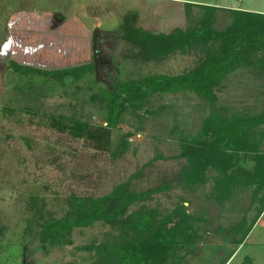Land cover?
Here are the masks:
<instances>
[{
	"label": "rangeland",
	"instance_id": "1",
	"mask_svg": "<svg viewBox=\"0 0 264 264\" xmlns=\"http://www.w3.org/2000/svg\"><path fill=\"white\" fill-rule=\"evenodd\" d=\"M129 16L139 43L122 36ZM254 33L264 37V0H0V264H101L104 243L121 264L154 263L156 245L105 220L42 239L44 219H62L75 196L127 183L163 189L130 212L192 223L180 264H264V50L244 64L223 56L233 70L216 101L189 76ZM130 82L142 108L115 98ZM88 128L108 129L102 147ZM241 222L255 226L238 244L230 229Z\"/></svg>",
	"mask_w": 264,
	"mask_h": 264
},
{
	"label": "trees",
	"instance_id": "2",
	"mask_svg": "<svg viewBox=\"0 0 264 264\" xmlns=\"http://www.w3.org/2000/svg\"><path fill=\"white\" fill-rule=\"evenodd\" d=\"M125 21V24L121 27L123 38L131 43H139L141 41V34L145 33L144 30L136 29L130 23V16L126 17ZM177 33L183 34V31L178 29ZM261 50H264V37L257 33L249 36L248 39H235L233 47L230 48L228 53L225 52L224 54L219 50L217 53L212 54L201 62L200 65L189 75L190 81L194 83V86L201 88L208 99L216 101L218 99L215 93L216 89L223 85V81L233 70V65H231V63L226 61L223 62V56L227 55L236 57V61L238 60L244 64L249 57L254 56ZM243 60L245 62H243ZM74 69L75 68L63 69L60 72L61 78L73 74ZM189 84L191 85L190 82ZM141 87L142 85L139 82L127 83L123 86V91L119 94L120 96H115V98L117 97L122 103L132 105L134 109L142 108L146 94L143 93ZM161 88L164 90V81L162 82ZM67 126L68 125H62L61 127L65 129ZM80 128L81 126H79V124L75 125L76 132H78ZM231 129L235 130L236 133L239 131L237 127H232ZM81 131H83V129ZM98 131L93 133L90 130L88 135L97 147H102L109 131L108 129H99ZM186 175H188L186 178L191 176V174ZM262 178L264 179L263 176ZM162 190V188H158L147 192L136 193L132 189L131 183H127L126 185L117 187L112 193L103 197L94 199L91 196H75L71 200L70 210L62 219L55 217L47 220L44 219V222L42 223V239L45 242L50 240L53 243H59L64 240L73 226L92 225L97 220H105L112 225L114 229L120 230V237L122 238H128L127 236L129 235L128 233L130 230L137 231L136 233L139 232V236L150 241L151 245H156V259L153 258L155 261L152 264H168L171 261L169 260L170 258L172 259L170 264H180L182 257L180 256L179 250L183 249L184 245L186 246V243L182 240L186 236H191L190 232L193 230L191 226L192 223H190L189 220L186 221L177 213L174 218L167 217L163 219L159 218L157 220L159 215L157 211H155L156 209H150L147 206H142L139 210L130 212V208L133 205L139 206L146 203L145 201H147L153 193H159ZM44 207L45 204H43V208ZM33 208L39 217L42 219L45 218L43 209L39 208L37 200L33 202ZM144 219L145 221H142ZM173 222L175 223L174 229L172 232H169L171 229L169 226L172 225ZM254 226L255 222L249 226L246 222H241L233 226L230 229L233 237H236L237 234H241V237L235 239L234 242L243 244L252 232ZM168 228L169 230H167ZM166 232L168 233L165 234ZM162 236H164V242L162 241ZM190 243H193L192 239ZM170 244L174 245L173 250L172 248H169ZM99 250L102 252L101 257L99 258L101 264H121L124 261V254H120L119 250L116 252V247L113 245L104 243V245L99 247ZM168 250L172 251L168 253ZM113 251H115V253ZM140 261L142 262V260Z\"/></svg>",
	"mask_w": 264,
	"mask_h": 264
},
{
	"label": "water",
	"instance_id": "3",
	"mask_svg": "<svg viewBox=\"0 0 264 264\" xmlns=\"http://www.w3.org/2000/svg\"><path fill=\"white\" fill-rule=\"evenodd\" d=\"M94 41H93V53H94V62L96 63V69H97V73H98V67L99 64L102 62L100 61L101 57V51L98 50V45H97V39H98V33L97 31H95L94 35H93Z\"/></svg>",
	"mask_w": 264,
	"mask_h": 264
},
{
	"label": "flooded vegetation",
	"instance_id": "4",
	"mask_svg": "<svg viewBox=\"0 0 264 264\" xmlns=\"http://www.w3.org/2000/svg\"><path fill=\"white\" fill-rule=\"evenodd\" d=\"M101 54L103 55V53H101ZM104 60H106V58L103 57V64H106L107 62H105Z\"/></svg>",
	"mask_w": 264,
	"mask_h": 264
}]
</instances>
